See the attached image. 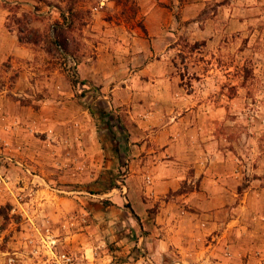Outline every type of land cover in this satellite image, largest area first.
Segmentation results:
<instances>
[{
	"label": "rangeland",
	"instance_id": "1",
	"mask_svg": "<svg viewBox=\"0 0 264 264\" xmlns=\"http://www.w3.org/2000/svg\"><path fill=\"white\" fill-rule=\"evenodd\" d=\"M69 5L79 16L69 20L74 56L47 54L43 36L53 23L63 24L60 14L67 17ZM22 15L27 28L41 34L36 45L16 40L14 21ZM157 78L165 80L164 89L150 86ZM168 87L192 95L189 103L218 109L213 134L233 182L219 193L223 210L212 231L198 222L191 243L170 245L157 262L141 252L131 259L264 264V192L259 201L245 195V185L256 180L252 171L264 178V0H0L5 264H54L60 254L85 264L82 235L117 234L116 220L134 218L133 200L151 201L150 221L159 203L174 200L177 191L155 200L138 196L150 179L144 173L132 178L129 168L131 151L140 150L132 145L144 140L152 148L164 140L168 115L153 105V94ZM156 103L162 108L167 101ZM147 128L151 134L144 137ZM142 155L145 149L133 158ZM187 224L181 222V229ZM105 243L91 255L113 252V244ZM102 256L94 264L117 261Z\"/></svg>",
	"mask_w": 264,
	"mask_h": 264
},
{
	"label": "crops",
	"instance_id": "2",
	"mask_svg": "<svg viewBox=\"0 0 264 264\" xmlns=\"http://www.w3.org/2000/svg\"><path fill=\"white\" fill-rule=\"evenodd\" d=\"M21 1L27 3L31 0ZM163 82H165L164 79L157 78L149 84L155 88L158 86L164 89ZM153 96L155 101L153 105L168 115V120L160 134L164 140L159 144L149 139L153 142L152 148H149L144 140L137 147L132 145L140 149L139 152L145 149L146 155L133 158L139 152L131 151L130 176L133 178L137 177L135 175L137 173H144L150 179V186L145 187L144 192L139 190L138 196L151 194V198L153 197L151 200H155L169 192L174 193L179 190L181 192L174 200L170 197L159 203L151 221L146 217V209L149 208L151 201L144 199L146 203L143 205L140 199H137L131 204L133 217L136 218L133 220L128 216V219L116 220L115 226L118 232L114 236H106L100 233L101 230L98 234L93 233V238L89 237V234L82 235L79 249L85 255L84 260L88 261L85 264H94L101 254H103L102 258L107 256L117 258V261L113 259L109 264H136L138 259H141L138 258L140 255L138 254L139 256L133 260L131 258L139 252L145 255L148 262H154V260L157 262L158 258L167 255L170 245L180 247L182 243H191L194 240L193 230L197 228L198 222H206L205 225L208 223L212 227L209 231L217 225L218 213L223 210L219 208L222 206L219 193L231 190L233 182L231 173L226 167V159L223 158L224 151L220 152L216 147L219 143L218 135L213 134L211 122L217 119L218 109L212 107V104L200 107L196 103H189L192 95L174 93L169 90V87L168 91L158 94L156 92ZM162 99L167 103H164L161 108V104H157L156 101ZM145 130L146 128L141 131ZM150 134L151 130L147 128L144 137ZM134 166L135 170L132 169ZM252 172L256 174V180H251L245 185V195L249 199L255 197L256 200L260 192H264V178L258 170ZM181 222L189 223L187 229H181ZM232 223V220L225 222L228 235L232 231V228L229 231ZM107 224L109 222H106L103 228H108ZM125 231L129 235H126ZM132 231L134 237H131ZM94 240H97V243ZM106 241L113 244V252L98 249L96 250L98 257H93L91 250H94L96 245V248H100L99 246L104 245ZM7 255V251H0V264H5ZM118 258L128 259L126 262L119 263Z\"/></svg>",
	"mask_w": 264,
	"mask_h": 264
},
{
	"label": "trees",
	"instance_id": "3",
	"mask_svg": "<svg viewBox=\"0 0 264 264\" xmlns=\"http://www.w3.org/2000/svg\"><path fill=\"white\" fill-rule=\"evenodd\" d=\"M66 13L67 17H64L62 14H60L62 23L65 24V26L57 22L53 23L48 30V34L43 36V41L45 44L44 50L47 54H51V51H53L54 53L65 56H74L75 45L71 43L73 38L69 35L70 30H72V23L69 20L72 21V19H78L79 16L78 14L73 13L71 5L67 7ZM26 19V16L22 15L20 19L16 18L14 21L17 24L16 40L19 44L36 45L38 43L37 39L41 36V34L36 30L27 28ZM180 192L181 190L177 191L175 195L179 194Z\"/></svg>",
	"mask_w": 264,
	"mask_h": 264
},
{
	"label": "built area",
	"instance_id": "4",
	"mask_svg": "<svg viewBox=\"0 0 264 264\" xmlns=\"http://www.w3.org/2000/svg\"><path fill=\"white\" fill-rule=\"evenodd\" d=\"M76 258L66 255L60 254L54 257V264H74Z\"/></svg>",
	"mask_w": 264,
	"mask_h": 264
}]
</instances>
